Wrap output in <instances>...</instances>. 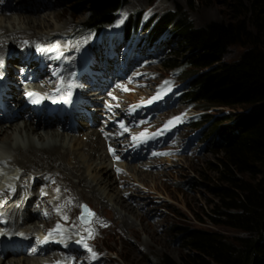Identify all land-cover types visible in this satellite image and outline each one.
Returning <instances> with one entry per match:
<instances>
[{
	"label": "rangeland",
	"instance_id": "1",
	"mask_svg": "<svg viewBox=\"0 0 264 264\" xmlns=\"http://www.w3.org/2000/svg\"><path fill=\"white\" fill-rule=\"evenodd\" d=\"M17 1H20L18 5H20L19 7L23 10L9 11V13L7 12V15L22 12L25 15L39 18L40 15L49 14L52 17V15H54L53 13L58 14L59 16L55 17V20L52 18L50 22L52 27L55 26L59 29L58 31H55L59 34L55 33L47 40H50V42L58 47L59 50L64 51V49L67 48V45L68 47L70 46L74 48L76 52L74 55H77V57L82 55V53L87 54L93 59L94 65L98 62L97 56L102 55L103 52L107 53L110 47H112V51H115L114 56H123V54L120 53L123 46L126 47L127 45L123 43L117 46L118 42H120L118 36L123 32L128 16L133 12H136V14H139L141 17L139 22L140 25L141 22L144 21H147L145 24L149 25L150 20H158V18L166 12L176 11L180 8L181 11L186 13L193 25L198 28L206 26L211 22L230 21L235 15V11L232 10L231 7V3L234 2V0H127L118 12L115 21V24L118 21H121L122 24L118 30L110 29L111 45L107 46V44H104V32L107 28L102 30L101 35L97 39L94 32L82 24L88 16L87 12L80 11V9L74 11L73 8L76 6V2L73 0H24L23 2L22 0H16V2ZM241 1H243L244 8L240 7L237 11L241 12L243 15L246 12L245 9L247 10L248 8L247 6L250 5L251 0ZM37 8L39 12L37 13L36 11L33 13V9L35 10ZM140 25V33L138 36L142 39L145 37L147 38L148 28L140 29ZM44 31L46 32L47 30L36 29L31 30L29 33L36 32L41 34ZM168 31L169 33L167 35L169 36H166L165 34L166 37H163L164 40L162 39V43L149 46L146 42L145 46L143 44V46H140L139 48L141 54L139 53V56L132 59L131 63L134 64L133 71L127 77V80L123 81L119 87L122 88L123 99L128 102L127 108H129V110L139 105V102L142 103V100H146L147 97L145 95L151 97L158 95L156 97H163L170 91V87L175 85V82L178 84L189 82L190 84H193L194 82L193 80L195 78L193 74L197 72V70L185 66L184 63H186V59L182 58V64L174 68H166L162 64L163 61H166V59L174 53V51L180 52L179 50L181 49V42H179L180 40L175 36V33L172 32L173 29H169ZM25 36L26 37L23 38L31 37L29 34ZM38 36L42 37L41 35ZM57 40H59L60 46L56 45V43H58ZM147 40H149V38H147ZM244 50V47L239 45L231 47L224 58V61L236 60ZM116 51H119V53ZM180 55L184 56L183 52H180ZM58 57L61 58V56ZM71 58L72 56H64L62 62L65 65L76 64V66H81L80 61L71 63L69 61ZM65 65L63 69L65 68ZM145 70H147L148 73H145ZM145 74H149V80L151 83H143L142 79ZM147 88L149 90L148 93L145 91ZM188 100L190 99H186L187 104L184 103L182 106L188 107L191 105V114H209V120L214 118V121L212 122H209L208 120L202 122L201 127H193V129L187 127L184 130L182 144L189 145L190 148L188 151L181 155L162 158L161 160L163 162L152 161L154 164L152 166H163L155 171L147 170L146 166L142 167V163L145 162L144 160L136 159L128 162L130 166L131 164H138L140 170L144 173L147 172V175L143 173L146 176L144 182L147 184L140 181L135 183L132 187H134L136 195L133 198L128 199L126 202L141 213H145L142 214L141 217L128 214L131 218L130 221H133L135 228L138 229V239H135L133 235H130L129 231L121 227V218L115 215V209L112 204H110V207H107V210L105 211L106 206H102V204L103 202H106V200L102 198V201H94V198L88 199L87 197L84 198L86 200L80 198V202L79 200H76L73 203V209L70 211V221L66 219V223L63 221L62 217H60L59 208H57L58 211L55 208L52 213H49V209L46 211L44 208V213H46L45 217H42L41 220L46 229L51 228V231L55 229L57 232L62 233L64 230V228L62 229V226L64 227L65 225V228H67L65 231L70 228L72 229L68 231L72 232V235H74L73 238H82L85 240L84 242L87 245V251L84 254L81 253L78 258L83 259L85 264H92L96 261H100L98 264H160L162 257L165 255L171 256L177 262H180L182 256L189 251V248L186 247L188 238L187 232L191 230L214 232L231 240L245 235L244 232L239 231L224 222L225 219L223 215H221L222 213H219L218 211L214 212L215 210L222 212L226 211L222 205L223 203L220 196L215 191V188L226 187L228 184L220 178L219 163L221 156L214 151V148L217 144L218 148L221 147V143L219 138L214 136L213 133L216 124L225 117L224 114L229 113L228 116L233 118L236 115L245 112L250 107L241 106L235 109L221 107L207 108L202 102L190 103L187 102ZM126 102L124 105L127 104ZM181 103L182 100L178 99L177 103H173L172 107L166 111V114L172 113L171 115H173L178 113L181 110L180 107H182ZM178 104L180 105L179 107ZM150 112L151 113L146 116L149 124L154 123L153 125H157L159 128L166 122V119L152 117V111ZM193 117L194 116L191 118ZM2 123L4 124L6 122L1 121L0 125H3ZM228 124L231 125V122L226 121L221 124L222 126L220 127L228 126ZM197 131H200L198 136L201 137L202 142L194 138ZM128 135L131 136L130 131ZM83 140H85L84 137ZM180 143L181 137L179 136L178 143L175 145L177 146ZM132 144L133 142L131 139L129 145L131 146ZM129 145H127V148ZM119 154L120 152H118L117 155ZM154 154H157V152H154ZM117 157L118 156L110 158L118 165H121L123 160L119 161L120 158L117 159ZM155 159L159 160V158ZM125 172L126 169L124 168V171L121 170L118 172L119 174L114 173L116 174V177H122L118 179V184L125 180V176H127ZM157 173H159L158 176ZM261 177L260 174H250L245 176L244 179L252 184L253 182H258ZM153 179L157 185V189L151 188V185L154 184ZM56 180L57 179H55L52 184L58 186ZM118 184L116 186H118L119 189L128 187L127 185L119 186ZM48 189L49 195L53 194L51 188ZM57 190L58 192L60 191V196H64L63 191L59 190V188ZM125 195L127 196L128 194ZM82 202L89 207L90 211H94L95 214L92 223L88 226L81 225L78 219L79 213L81 212ZM119 208L121 207L119 206ZM99 215L101 218L103 217V219H105L104 215H110V217L112 215V218L116 221L115 225L111 222L105 221L106 226H109L107 227L109 230L106 231V229H104L106 228L104 227L105 224L103 227L100 226L101 228L98 227L97 224L100 218L96 217H99ZM58 217L61 220L58 221ZM51 219L54 220L52 221ZM91 227L92 229H90ZM102 228L104 230L100 231ZM62 246L64 247L65 244H62ZM89 249H91V251H89ZM93 253L98 256L95 255V258H93ZM60 255L61 253L59 256ZM59 256L52 259L51 263L53 264L57 262Z\"/></svg>",
	"mask_w": 264,
	"mask_h": 264
},
{
	"label": "bare ground",
	"instance_id": "2",
	"mask_svg": "<svg viewBox=\"0 0 264 264\" xmlns=\"http://www.w3.org/2000/svg\"><path fill=\"white\" fill-rule=\"evenodd\" d=\"M19 2L20 1L16 2L15 0L13 7H5L3 4H0V52L3 51L9 54V56H11V53H13L12 51L14 50L15 42L18 47L22 46L21 39L26 37L25 35L29 34L30 36L35 37L41 35L43 39L47 40L50 39V37H52L55 33H58L55 31L59 30L55 26L52 27L50 22L52 18L55 20L54 18L59 16L56 13H53L54 15H52V17L49 14H45L40 15L39 18L25 15L22 12L7 15V12L9 13V11L13 12L17 10H23L21 7H19ZM36 11L37 13L39 12L38 8L35 10L33 9L32 12L34 13ZM121 24V21H118L112 27H107L104 32V44H107V46L111 45L110 29L118 30ZM36 29L47 31H44L41 34L36 32L29 33L31 30ZM59 40H57V46H60ZM17 46L16 48H18ZM64 52H67L69 56H72L71 60H69L71 63L80 61L82 65H85V59H83V62L81 61V57L80 60L77 55H74L76 54L74 48H70V46L68 47L67 45V49L64 50ZM1 68L2 66L0 65V69ZM74 68V64L67 65L66 71L64 70V72L59 73L58 75H63V77L66 78L72 73ZM79 70L84 75H86L84 69L80 68ZM56 71L57 69L53 73ZM12 73H16V71L14 70ZM53 73L51 66L47 68L44 67L42 70L40 69L37 71L35 79L32 69H30L29 74L33 75L32 82L23 83L24 87L27 84H31L34 88L37 87L38 93H36L34 89L30 90L29 93L37 94L34 97H37V100L40 103L48 106L50 109H52V102L58 101L60 99L65 100V95H67V92L64 91L65 85L61 84L59 79H56L57 76L55 75L57 74ZM3 87H5L6 93L13 99L8 85L0 82V89ZM70 88L72 89L69 90V92L75 91L74 94L78 95L80 98H83V96L87 97V95H89L87 90L88 87L86 86L84 88H78L74 86L69 87L68 89ZM18 96L27 98L28 93L23 88ZM14 103L16 108L19 109L18 113H22L26 116L25 118L15 117L12 122H6L4 124L2 123L3 125H0V189H12L17 192L25 193L21 196L22 201L19 204L22 208L24 206L23 201H27V197L33 198L31 199V206L33 208L41 207L43 205L50 210L49 213H52L55 208H59L60 217H62L65 223L67 222L66 219L69 220L70 211L73 209V203L76 200H79L80 202L81 199L86 200L84 199L85 197L88 199L94 198V201H102L101 198L105 199L106 202H103L102 204V206H106L105 211L107 210V207H110L109 205L112 204L115 209V215L121 218V227L129 231L130 235H133L135 239H138V229L135 228L134 222L130 221L131 218L128 216V214L141 217L142 214L145 213H141L139 210L131 207L126 202L128 199H131L136 195L135 189L132 187L135 183L140 181L144 184H147L144 182V178L146 177L144 174L147 175V172L144 173L142 170H140L138 164H131V166L128 164V162L136 159L143 161L145 156L138 157L135 154L136 151L141 149L138 136L132 133L131 136L128 135L130 130L128 127H126L128 123L126 126L125 123L127 122L126 119L128 118V113L132 112L131 109L129 110V108H127V104L124 106L118 105L117 108H113V106L100 107L97 110L99 113L106 112L110 115L108 119L105 118L104 126L101 129H98L101 125V115L99 114L97 116L98 119L95 118V128L87 129L85 125L84 128L77 118L76 122L72 124V131H69V128H66V123L58 118L50 119L42 117V113L38 117L39 110L34 109L35 105L30 104L25 99H21L19 97V100L14 99ZM80 103L81 99L77 104L71 105L75 107L72 110V115H74L76 110L79 109ZM136 107L137 106L133 108ZM33 111L36 115L33 113ZM113 119H117V124H110L111 120ZM82 123L85 124L84 122ZM121 124H123L124 127H121ZM125 129H127V131H125ZM83 137L85 140H83ZM131 139L133 144L130 146L129 142ZM107 142H109V144H107ZM127 145H129L128 148ZM113 152L115 153V157L118 156L120 159L124 158V162L121 163V165L119 164V167H124L126 169L125 173L127 176H125V180L119 184L118 179L122 177H116L114 172L118 173L121 171V168L114 171L113 165L116 162H114L109 157V153ZM118 152H120L119 155H117ZM159 173H157V176ZM55 179H57L56 181L58 186L56 184H52ZM117 184L119 186L127 185L128 187L119 189L118 186H116ZM156 186L157 185L154 181V184L151 185V188L157 189ZM48 188H51L53 194L49 195ZM58 188L59 190L63 191L64 196H60V191L58 192L57 190ZM12 193L13 191H10V194ZM125 194L128 195L126 196ZM37 198L41 199L42 201H39ZM0 203V212L3 210L7 212V210L10 209L12 205H17L18 201L14 200L11 205H9V208L6 207L4 202ZM82 204L85 203L82 202ZM119 206L121 208H119ZM33 208H30V204L28 203L27 208L24 211L12 213L11 218L14 219V229L19 230V228L22 226L26 227L23 229V231L26 234L31 235L37 234V231H42L40 228V222L38 221V215L35 213ZM90 213L94 214V211H90ZM104 216L105 219H103V217L101 218L100 215L99 217H96L100 218L97 224L98 227H103L104 224L106 225L105 221L111 222L115 225L116 221H114L112 215L111 217L110 215ZM8 221L9 223L11 222L10 220ZM104 227H106L104 228L106 231L109 230V228H107L109 226ZM63 228L64 230L62 232L65 233V235H72V232L68 231L71 228L67 231H65V229H67L65 228V225L64 227L62 226V229ZM90 229H92V227ZM104 229L102 228L100 231ZM73 236L74 235H72L71 238H73ZM41 237H44V235ZM61 237L62 238L60 239H63L64 234H62ZM29 239L33 240L32 237ZM10 242L15 243L12 239ZM52 248H54V250L51 253L40 258H38L36 254H33L30 257H23L21 255L11 256L10 253L2 256V254L0 255V264H49L48 258L52 259L56 253L55 251L61 250L63 253V248H61L59 245L53 244L50 246L49 250H52Z\"/></svg>",
	"mask_w": 264,
	"mask_h": 264
},
{
	"label": "trees",
	"instance_id": "3",
	"mask_svg": "<svg viewBox=\"0 0 264 264\" xmlns=\"http://www.w3.org/2000/svg\"><path fill=\"white\" fill-rule=\"evenodd\" d=\"M74 11H86L84 26L97 32L113 23L116 13L127 0H73ZM235 11L230 21L211 22L195 27L185 12L178 8L168 11L158 20H150L146 28L158 39L169 29L181 42L180 52L174 51L163 61L167 68L182 64L197 70L194 82L183 99L202 102L205 107L235 109L247 106L245 112L231 118L228 114L216 124L214 136L221 147L219 172L228 186L215 188L226 211V223L245 233L228 239L218 233L191 230L186 247L189 251L177 262L171 256L162 257L160 264H264V0H251L242 15L243 1L231 3ZM141 17L133 14L125 25V35L133 36ZM239 45L243 53L233 61H224L230 48ZM209 114L204 115V121ZM231 125L220 127L224 122ZM202 123L195 127H201ZM204 125V124H203ZM261 175L258 182L249 183L247 175Z\"/></svg>",
	"mask_w": 264,
	"mask_h": 264
},
{
	"label": "snow or ice",
	"instance_id": "4",
	"mask_svg": "<svg viewBox=\"0 0 264 264\" xmlns=\"http://www.w3.org/2000/svg\"><path fill=\"white\" fill-rule=\"evenodd\" d=\"M125 90H127V89H125ZM35 95H37V94H35V93H28V96H30V97L35 96ZM32 102H33V103H38L39 101H38V100H33ZM151 102H152L151 100L148 101V103H151ZM121 127H124L123 124H121ZM125 131H127V129H125ZM144 135H145V133H141V136H144ZM134 139H135V138H134ZM117 159H119V157H117ZM118 171H119V170H118ZM82 207H84L85 210L88 211L90 215H94V214L90 213V210H87L86 206H82ZM105 226H106V225H105ZM50 235H51V233H50ZM90 237H91V233H90ZM85 247H87V245H85ZM89 251H91V249H89ZM95 255H96V254L93 253V258H95ZM58 264H59V262H58Z\"/></svg>",
	"mask_w": 264,
	"mask_h": 264
}]
</instances>
